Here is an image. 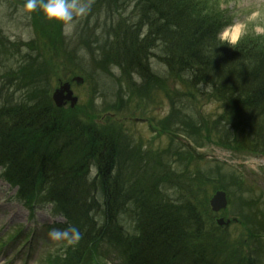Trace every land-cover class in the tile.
Wrapping results in <instances>:
<instances>
[{"label":"trees","instance_id":"16d2710c","mask_svg":"<svg viewBox=\"0 0 264 264\" xmlns=\"http://www.w3.org/2000/svg\"><path fill=\"white\" fill-rule=\"evenodd\" d=\"M93 7L108 42L104 61L119 70L129 91L120 110L134 96L153 103L160 92L170 106L159 122L161 134L170 146L179 133L192 145L179 143L184 151H172L173 162L165 159L171 147L146 155L108 114L98 123L93 102L83 110L56 109L34 75L40 63L10 77L18 90L28 81L29 91L16 106L0 107L3 178L26 204H55L54 214L65 220L58 229L73 225L80 232L77 242H64L63 257L48 256L46 264H105L104 249L115 251L120 264H264V199L242 197L241 179L223 173L218 162L208 174L194 167L187 173L205 161L198 152L204 145L264 155V35H244L234 45L222 41L232 18L219 0H94ZM56 24H42L51 34L40 54L46 66L52 65L51 49L65 44ZM151 57L165 68L172 90L153 73ZM196 96L223 114L197 121L183 109ZM183 162L185 170L177 173L173 164ZM204 188L226 193L237 234L232 226L217 228ZM168 191L181 199L172 201Z\"/></svg>","mask_w":264,"mask_h":264},{"label":"rangeland","instance_id":"374dc122","mask_svg":"<svg viewBox=\"0 0 264 264\" xmlns=\"http://www.w3.org/2000/svg\"><path fill=\"white\" fill-rule=\"evenodd\" d=\"M23 3L24 0H0V41L2 44L0 45V107L6 105L16 106L22 99L27 98L24 93L29 91L27 88L28 81L21 84V88L18 90V82L11 80L10 77L16 76L14 71L17 69L16 62L19 58L10 57L16 55L18 50L21 55L17 56L29 55V57L34 58L33 55L37 50H34L33 46L28 48L24 46L35 38V33L38 39V49L40 42L49 46V40L51 39V34H44V28L42 27V24L49 19L45 18L42 13L38 14V10L27 12L23 8ZM219 3L222 9L230 12L232 18L231 26L220 34L222 41L234 45L244 35H264V0H219ZM93 6L94 0H91L87 15L77 17L75 27L71 30L65 29L57 22L56 26L60 27L65 44L63 47L55 46V48H52L50 51L53 57L51 58L52 65H43L41 61L40 68L35 70L34 75L37 77L42 89L45 88L49 98L60 82L69 81L73 76L81 77L83 84L80 86L72 84L71 86L74 96L78 98L77 106L81 110L87 108L89 103L93 102L90 107H95V111L99 112L97 116L101 117L98 123L104 122L108 118L105 117V114H108L107 116H110L120 126L124 138L132 146L141 149L146 155L160 153L171 147L169 155H166L168 158L165 159L173 162L175 157L170 156L172 151H179L180 153L184 151L179 143L190 146L192 145L191 142L188 143L187 139H184L179 133V137H174L170 146L169 137L161 134L159 122L168 115L170 106L167 99L160 92H155L154 97H152L153 103L149 100V103H145L138 96H134L132 102L125 103L120 110L118 103L121 97H123V102L128 101L129 91L120 80L119 70L104 61L106 53L102 52L103 44L106 43L108 46V42L103 39L105 35L103 23H100L102 26L96 24V9ZM131 9L130 7L126 10L125 18L129 17ZM95 37L103 38L96 40ZM40 51L42 54L44 50L40 48ZM46 59H48V56ZM23 60V65H26V59ZM150 65L153 73L165 78L166 87L172 90L171 82L167 80L165 68L156 57L150 58ZM136 84L139 86L140 82L137 80ZM189 104L193 106H183V109H186V112L189 110L197 121L200 117L216 120L223 114L219 105L209 102L201 96H196L195 104L188 101L187 106ZM114 108L117 111L116 113H112L110 110ZM103 111L105 112L101 114L100 112ZM223 126L222 123L220 129ZM175 127L172 125L171 130ZM242 151L233 152L213 145H204L201 149H198V152L204 155L205 161L197 166L189 165V169L186 168L187 173L190 174L194 167L193 172L199 170L201 173L208 174L210 169L215 171L214 166L218 162L221 164L220 169L223 173H234L241 179L242 197L248 201L251 198L250 201H254V198L258 196H262L264 199V168L257 158L248 156ZM173 168L177 173L182 172L185 170L184 162L182 164L174 163ZM93 172L91 170V175H93ZM211 191V188H204L202 194L207 193L208 196ZM168 193L174 202L181 199L177 191H168ZM25 207H29V205ZM25 207L22 202L15 198V191L0 179V241L6 240L7 236L14 234L19 229H22L25 233L14 243L8 245L6 249L0 251V264H45L48 256L61 254L63 257L61 240H53L49 236L50 231H46L48 226H52V224L63 223L61 217L53 218L51 216L50 211L54 210V207L48 204L38 205L33 213ZM224 212H226V218H235V210L232 206H228ZM124 220L130 223L127 218H124ZM237 228L239 229V227ZM237 228L231 227V233L237 234L238 230H235ZM32 229L36 230V235L31 253L28 254L26 237ZM104 251L106 252L105 264H120V259L115 251L108 249H104Z\"/></svg>","mask_w":264,"mask_h":264},{"label":"clouds","instance_id":"9594fccd","mask_svg":"<svg viewBox=\"0 0 264 264\" xmlns=\"http://www.w3.org/2000/svg\"><path fill=\"white\" fill-rule=\"evenodd\" d=\"M91 0H24L23 8L27 12L40 11L49 20L60 23L65 29L75 27L77 17L87 15ZM49 236L53 240H65L68 244L80 239L77 227L69 225L64 229H52Z\"/></svg>","mask_w":264,"mask_h":264},{"label":"water","instance_id":"95a60500","mask_svg":"<svg viewBox=\"0 0 264 264\" xmlns=\"http://www.w3.org/2000/svg\"><path fill=\"white\" fill-rule=\"evenodd\" d=\"M72 82H75L77 85L82 84V79L74 78ZM52 100L57 108L63 107L66 103H70V107L73 108L77 102V99L72 96L70 91V84L66 83L61 85L58 89L52 94ZM210 206L213 212H218L226 207L225 195L222 192L216 193L213 199L210 201ZM219 226H223V220L217 221Z\"/></svg>","mask_w":264,"mask_h":264}]
</instances>
